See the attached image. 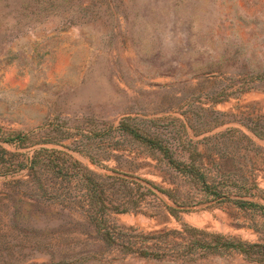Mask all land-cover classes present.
I'll return each instance as SVG.
<instances>
[{"label": "rangeland", "instance_id": "374dc122", "mask_svg": "<svg viewBox=\"0 0 264 264\" xmlns=\"http://www.w3.org/2000/svg\"><path fill=\"white\" fill-rule=\"evenodd\" d=\"M0 264H264V0H0Z\"/></svg>", "mask_w": 264, "mask_h": 264}, {"label": "trees", "instance_id": "16d2710c", "mask_svg": "<svg viewBox=\"0 0 264 264\" xmlns=\"http://www.w3.org/2000/svg\"><path fill=\"white\" fill-rule=\"evenodd\" d=\"M138 136V135H136ZM20 141H23V138L19 135ZM46 151V150H44ZM40 155V154H38ZM35 156V160L32 162V168L36 166V164L40 163L41 157ZM55 161H50V163H54ZM70 166L63 167L62 164L56 163L55 165L50 166V168L62 178L74 177V173H76L75 163L72 161L69 162ZM79 176V175H78ZM83 175L79 176V180L81 181ZM92 188L89 190V198L91 200L94 208H99L102 212L109 207L114 208L111 205L110 201L107 199V192L102 187V181L100 182L99 178L94 175V178H91ZM110 204V205H109ZM95 222L96 227L101 230L103 226H105V216H103L100 211H96V215L92 217ZM104 239L107 243L111 245H116L120 247L122 250H125L130 253L138 254L142 257H153V258H162L166 256L171 257H188L194 252H206L208 248H211V242L208 241L207 236L208 233L205 231L193 229L191 227L185 226L182 231H172V232H158L149 234L144 239V244L140 247H137L139 244L138 239L136 237H129L126 240V235L115 231L113 228H108L104 233ZM178 235L176 240L180 239V243H174V246L169 247L171 243L174 241H170L169 237L172 235ZM159 235L157 238L154 237ZM211 238H219L215 237V235H210ZM146 242V243H145ZM152 242L153 244L146 245L147 243Z\"/></svg>", "mask_w": 264, "mask_h": 264}]
</instances>
